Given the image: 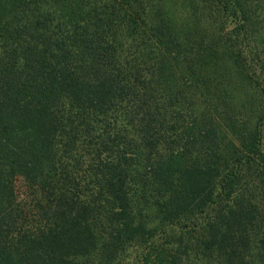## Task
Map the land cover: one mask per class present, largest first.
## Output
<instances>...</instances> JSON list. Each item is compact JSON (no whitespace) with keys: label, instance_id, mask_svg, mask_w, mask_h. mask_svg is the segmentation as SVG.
Masks as SVG:
<instances>
[{"label":"trees","instance_id":"obj_1","mask_svg":"<svg viewBox=\"0 0 264 264\" xmlns=\"http://www.w3.org/2000/svg\"><path fill=\"white\" fill-rule=\"evenodd\" d=\"M261 28L264 0H0V264H264L230 77Z\"/></svg>","mask_w":264,"mask_h":264},{"label":"rangeland","instance_id":"obj_2","mask_svg":"<svg viewBox=\"0 0 264 264\" xmlns=\"http://www.w3.org/2000/svg\"><path fill=\"white\" fill-rule=\"evenodd\" d=\"M176 11L178 13L175 17L182 18L178 17L183 14L181 8L179 7ZM251 32L250 37H253V39L249 40L250 42L248 41L246 46H244L246 48L248 47L246 51L248 55L250 54L248 62L249 64L251 63L252 70L256 72L255 82L257 83L251 82L250 85L248 81L240 82L243 79L237 72L231 73L230 77L232 78V82H234V91L238 94L239 98L247 97L250 102L255 101V106L259 104L258 109H264V102L261 99L264 90V28L258 30L257 33L255 31ZM252 58L255 60L253 63L250 62ZM251 106L249 105L247 107L248 111L251 109ZM254 109H257V107Z\"/></svg>","mask_w":264,"mask_h":264}]
</instances>
